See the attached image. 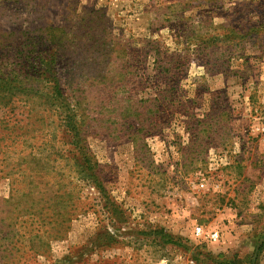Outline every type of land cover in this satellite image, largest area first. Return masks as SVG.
Here are the masks:
<instances>
[{
	"label": "rangeland",
	"instance_id": "rangeland-1",
	"mask_svg": "<svg viewBox=\"0 0 264 264\" xmlns=\"http://www.w3.org/2000/svg\"><path fill=\"white\" fill-rule=\"evenodd\" d=\"M0 79V264H264V0H0Z\"/></svg>",
	"mask_w": 264,
	"mask_h": 264
},
{
	"label": "trees",
	"instance_id": "trees-1",
	"mask_svg": "<svg viewBox=\"0 0 264 264\" xmlns=\"http://www.w3.org/2000/svg\"><path fill=\"white\" fill-rule=\"evenodd\" d=\"M10 84V85H9ZM1 85H3V86H1ZM5 87H7V88H12V89H14V90H19V88L17 87V86H15V85H13V84H11V82H7V81H5V80H3V79H0V89H1V91H3V92H5V90L7 89V88H5ZM56 93L57 94H59L60 93V91L58 90V88L56 87L55 88V90H54V92L52 93V95H51V97L50 98H48L47 100L50 102V101H52V102H55V103H58V100H57V98L56 97H54L55 95H56ZM62 102L60 103V106L61 107H64L65 106V104L63 103L64 101H65V99L63 98V99H60ZM54 104V103H53ZM56 105H58V104H56ZM68 109V108H67ZM66 122V128H67V131L69 132V133H72V135L73 136H75L74 134H73V130L72 129H76V127H74V125H72L73 124V121H72V115H71V112H70V110L68 109L67 110V121H65ZM91 159V158H90ZM85 163H86V172H87V174H88V176H90V178H96V174L93 172V168L91 167V164H90V162L89 161H85Z\"/></svg>",
	"mask_w": 264,
	"mask_h": 264
},
{
	"label": "built area",
	"instance_id": "built-area-1",
	"mask_svg": "<svg viewBox=\"0 0 264 264\" xmlns=\"http://www.w3.org/2000/svg\"><path fill=\"white\" fill-rule=\"evenodd\" d=\"M200 234H201V229H200V228L196 229V235H200ZM209 238H210L211 240H213V241H216V240L218 239V233H216V232L211 233V234L209 235Z\"/></svg>",
	"mask_w": 264,
	"mask_h": 264
}]
</instances>
